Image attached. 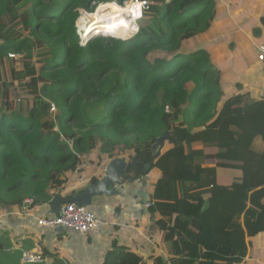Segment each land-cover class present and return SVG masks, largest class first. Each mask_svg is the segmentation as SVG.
Instances as JSON below:
<instances>
[{
	"label": "trees",
	"instance_id": "1",
	"mask_svg": "<svg viewBox=\"0 0 264 264\" xmlns=\"http://www.w3.org/2000/svg\"><path fill=\"white\" fill-rule=\"evenodd\" d=\"M114 1L125 0H0V207H42L73 176L97 183L114 159L127 163L125 182L152 162L161 174L149 209L180 255L172 264L245 256L246 235L264 231V98L225 96L209 53L194 47L214 0H149L136 36L84 45L78 20ZM127 16L111 33L128 35ZM106 264L144 263L114 248Z\"/></svg>",
	"mask_w": 264,
	"mask_h": 264
},
{
	"label": "crops",
	"instance_id": "2",
	"mask_svg": "<svg viewBox=\"0 0 264 264\" xmlns=\"http://www.w3.org/2000/svg\"><path fill=\"white\" fill-rule=\"evenodd\" d=\"M214 5L217 10L214 22L208 31L194 36L197 40L194 47L209 53L220 73L225 96L246 92L255 99L264 98V62L257 58L258 46L264 44V0H214ZM233 70L235 74L227 78ZM241 148L247 151L244 144ZM216 151L215 146L205 147L207 153ZM109 163L103 169L104 175ZM149 163L151 167L140 179L122 180L121 185L109 186V194L93 197L89 208L101 224L98 231L86 235L62 227L40 226L38 217H54L60 209H55L51 201L27 214L23 210L20 215L0 207V264H106L114 248L134 253L144 264H172L180 255L175 254L173 241L166 240V230L158 223L161 215L146 208L161 174L154 163ZM90 176L80 180L71 177L64 190L54 196L81 194L89 186L86 183ZM231 177L228 171L221 180L230 182ZM175 189L179 195L186 194L183 182H177ZM246 242L245 256L222 255L201 264H233L237 260L236 264H264V231L246 235ZM25 250L41 254L43 261L24 263Z\"/></svg>",
	"mask_w": 264,
	"mask_h": 264
},
{
	"label": "built area",
	"instance_id": "3",
	"mask_svg": "<svg viewBox=\"0 0 264 264\" xmlns=\"http://www.w3.org/2000/svg\"><path fill=\"white\" fill-rule=\"evenodd\" d=\"M128 2L132 3L133 11H132V17L135 19V27L133 32H137V20L143 17L144 13L149 9L150 3L149 0H128L123 1V3L120 4H128ZM118 3V2H117ZM119 4V3H118ZM98 7L96 8V10ZM92 14V13H91ZM89 17V14H87ZM82 17H85L84 15ZM81 17V18H82ZM88 19V18H87ZM79 21V20H78ZM89 21V19H88ZM85 25L88 23L86 21H83ZM83 23L81 24L80 21L77 23V28L79 31V35L82 38V43L85 45L87 41L97 35H111L106 32H100L97 34H86V29L82 27ZM258 60L264 62V44L258 46ZM50 112H57V109L54 104H52L50 108ZM31 203V200H26V204ZM150 201L146 203V208H149L151 206ZM27 205H25V214L29 213L30 210L26 209ZM38 224L46 229H53L57 227H62L64 229H70L78 231L84 235L89 233L90 231H98L101 221L97 217L96 213L93 211V209L81 205L78 203H64L60 206V209L58 213L54 217H38ZM22 261L24 263H37L42 262L43 257L41 254L31 251V250H25L22 253Z\"/></svg>",
	"mask_w": 264,
	"mask_h": 264
},
{
	"label": "water",
	"instance_id": "4",
	"mask_svg": "<svg viewBox=\"0 0 264 264\" xmlns=\"http://www.w3.org/2000/svg\"><path fill=\"white\" fill-rule=\"evenodd\" d=\"M170 133L160 136L152 145V152L154 158H158L162 152L165 142L169 140ZM151 167L150 163L145 164V173ZM127 168V163L124 159L118 158L110 161L106 166L104 177L97 183L91 184L84 188L81 194H72L67 196L56 195L51 200V204L55 205V209L59 208L64 203H78L85 206L92 205V199L96 195L109 194V186L112 184L121 185L122 174Z\"/></svg>",
	"mask_w": 264,
	"mask_h": 264
},
{
	"label": "bare ground",
	"instance_id": "5",
	"mask_svg": "<svg viewBox=\"0 0 264 264\" xmlns=\"http://www.w3.org/2000/svg\"><path fill=\"white\" fill-rule=\"evenodd\" d=\"M132 11H133V6H132L131 2H128V4L125 5V6H120V4H118L117 2L101 3L98 6V9L93 14H90L91 15L90 16V23L86 24L84 26V29H86L87 32L88 31L90 32V29L92 27H95V26L98 27V26H100L103 23H107V25H109V26L108 27L106 26L105 29L99 31L98 33L106 32V33L109 34L110 32H112L114 30V25L113 24L116 25V24H118L120 22L121 19L116 21L119 18V16L122 13H127V14L130 15V17L127 16L130 19H129L128 22L123 24L124 30H125L126 33L133 32L134 31V27L136 25L135 24L136 22H135V19L132 17ZM113 20L115 22H113V24H111L110 22H112Z\"/></svg>",
	"mask_w": 264,
	"mask_h": 264
},
{
	"label": "rangeland",
	"instance_id": "6",
	"mask_svg": "<svg viewBox=\"0 0 264 264\" xmlns=\"http://www.w3.org/2000/svg\"><path fill=\"white\" fill-rule=\"evenodd\" d=\"M125 1H128V0H125ZM114 2H118V1H114ZM119 3V2H118ZM150 3V2H149ZM120 4V3H119ZM126 4L124 3V4H120V6H125ZM85 12V10H83V12H82V14ZM87 14H91L89 11H87V12H85V14H83L85 17H83V21H86V22H88V23H90V16L89 17H87L88 15ZM128 14L127 13H122L120 16H119V18L116 20V21H118L119 19H121V18H126V16H127ZM144 16V15H143ZM89 19V21H88V19ZM127 19H129V17L127 18ZM144 19V17H142V18H140L139 20H137V27H139L140 26V23H141V21ZM83 21H82V23H83ZM79 22V21H78ZM77 22V23H78ZM113 22H115L114 20L112 21V22H110L111 24H113ZM81 23V24H82ZM87 23V24H88ZM77 25V24H76ZM107 25V23H103V24H101L100 26H98V27H101V28H104L105 26ZM114 25V27H115V24H113ZM84 26H85V24L83 23V25H82V27L84 28ZM109 26V25H108ZM107 26V27H108ZM140 28V27H139ZM85 30V29H84ZM87 32V31H86ZM85 32V33H86ZM139 32V29H137V32H128L127 34V36H125V37H123V36H118V35H115V34H113V33H109V34H111L110 36H112V37H116V38H121V39H129V38H132V37H134V36H136L137 35V33ZM98 32H90V33H86V34H88V35H91V34H97ZM78 34H79V31H78ZM80 36V35H79ZM235 74V70H233L232 72H228V74L226 75V77L227 78H231L233 75ZM18 92H19V94H18V96L20 97V96H23L24 94L20 91V90H17ZM16 91V92H17ZM20 92L22 93V94H20ZM24 96H26V97H28L27 95H24Z\"/></svg>",
	"mask_w": 264,
	"mask_h": 264
},
{
	"label": "clouds",
	"instance_id": "7",
	"mask_svg": "<svg viewBox=\"0 0 264 264\" xmlns=\"http://www.w3.org/2000/svg\"><path fill=\"white\" fill-rule=\"evenodd\" d=\"M97 8V7H96ZM90 13H92V12H90ZM100 35H102V34H100Z\"/></svg>",
	"mask_w": 264,
	"mask_h": 264
}]
</instances>
